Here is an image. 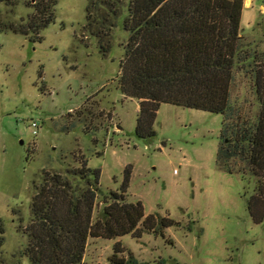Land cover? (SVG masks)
<instances>
[{"label": "rangeland", "instance_id": "1", "mask_svg": "<svg viewBox=\"0 0 264 264\" xmlns=\"http://www.w3.org/2000/svg\"><path fill=\"white\" fill-rule=\"evenodd\" d=\"M28 1L0 4L2 17L26 19L33 11ZM119 1L121 14L103 38L109 40L106 52L91 31L107 28L102 17H112L100 4L98 21L88 26V0H57L55 20L40 30L39 40L0 31V264H30L23 250L35 186L45 170L79 184L66 171L78 167L82 156L88 167L100 170L94 216L101 196L121 190L130 164L127 199L140 200L146 214L176 223L163 234L90 236L81 264H114L113 254L123 261L131 256L135 264H264V214L255 221L247 208L258 180L249 171L228 172L216 163L221 113L161 103L155 136L136 137L138 100L118 87L128 37L122 24L128 0ZM240 32L262 60L264 0H244ZM230 100L237 115L255 118L259 104L244 69L234 71ZM229 165L244 167L237 159ZM255 201L261 216L264 204L259 197ZM116 242L122 251H114Z\"/></svg>", "mask_w": 264, "mask_h": 264}, {"label": "trees", "instance_id": "2", "mask_svg": "<svg viewBox=\"0 0 264 264\" xmlns=\"http://www.w3.org/2000/svg\"><path fill=\"white\" fill-rule=\"evenodd\" d=\"M244 0H128L123 28L128 32L124 57L120 61L118 87L137 98L139 110L134 133L151 139L155 117L161 103L198 108L223 115L216 163L228 172L249 171L258 180L257 192L247 200V208L259 221L255 199L264 204V58L258 59L240 32ZM18 0H0L9 7ZM119 0H88L86 24L98 21L100 4L108 7L109 17L91 33L109 49L111 27L121 14ZM57 0H29L32 13L15 22L1 15L0 31L20 33L39 40L40 30L55 20ZM236 68L251 74L259 104L255 118L236 114L230 100V85ZM236 116V117H235ZM237 159L244 167H231ZM76 168L67 170L79 184L60 172L45 170L31 197V216L25 227L27 243L23 250L30 264H81L88 237L114 238L124 234L140 237L144 232L163 234L164 227L176 222L168 217L146 214L140 200L130 201L126 188L131 175L126 165L121 190L101 196V210L94 216L100 195L98 168L87 166L84 156ZM0 227V246L4 242ZM114 251H122L116 242ZM131 257V256H130ZM127 258L114 264H135Z\"/></svg>", "mask_w": 264, "mask_h": 264}, {"label": "built area", "instance_id": "3", "mask_svg": "<svg viewBox=\"0 0 264 264\" xmlns=\"http://www.w3.org/2000/svg\"><path fill=\"white\" fill-rule=\"evenodd\" d=\"M31 126H32V127H36V126H37V123H36L35 121H32V122H31ZM35 132H36V131L33 130V133H35Z\"/></svg>", "mask_w": 264, "mask_h": 264}]
</instances>
